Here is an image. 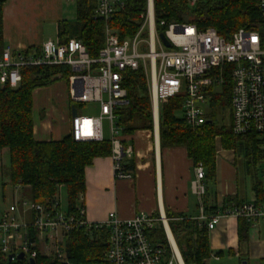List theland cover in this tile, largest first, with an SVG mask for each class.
Here are the masks:
<instances>
[{
    "label": "built area",
    "instance_id": "built-area-1",
    "mask_svg": "<svg viewBox=\"0 0 264 264\" xmlns=\"http://www.w3.org/2000/svg\"><path fill=\"white\" fill-rule=\"evenodd\" d=\"M196 1H191L190 6ZM125 6L126 0L96 1L94 17L104 22V43L97 58H90L84 45L74 38L64 46L58 40H46L39 54H16L9 48H2L0 84L16 88L23 67H68L71 71L68 102L73 108L86 103H95L99 108L98 116H82L78 112L71 116L69 134L74 142H101L104 140L102 121L107 120L110 126L109 158L116 180L134 177V170L125 168L134 158L133 147L116 124V109L126 104L127 99L122 71L142 69L149 86L154 133L156 127L157 132L159 130L160 107L176 97H181L179 117L186 126L195 129L206 125L214 97L229 84L231 133L235 137H254L261 155L264 187V0L258 3L259 18L228 38L212 28L198 30L191 24L156 23L153 0H146V10L139 17L135 34L120 39L108 22ZM160 34L166 38L168 47L161 41ZM193 174L190 189L197 200V220L205 223L207 231L213 230L225 218L242 220L252 230L264 223V199L238 205L231 203L228 207L221 204L213 215L208 216L203 202L206 186L201 163L193 166ZM59 199L60 193L47 204L19 200L3 210L0 214V255L6 259L13 255V262L22 253L28 262L41 254L70 264L64 251L66 236L81 228H106L110 234L104 258L109 264H162L163 250L152 245L146 233L158 224H164L163 217L140 214L126 221L112 212L105 222L89 223L82 207L70 213ZM169 249L171 257L166 264H180L176 252L170 246ZM260 261L264 264V257Z\"/></svg>",
    "mask_w": 264,
    "mask_h": 264
},
{
    "label": "trees",
    "instance_id": "trees-1",
    "mask_svg": "<svg viewBox=\"0 0 264 264\" xmlns=\"http://www.w3.org/2000/svg\"><path fill=\"white\" fill-rule=\"evenodd\" d=\"M8 0H0V51L2 50L3 7ZM76 19L74 22L61 21L57 24V40L60 45L70 39L79 40L90 58H97L104 43V22L94 17L97 0H74ZM260 0H197L190 6L188 0H153L155 22L195 25L198 30L214 29L220 36L228 38L239 28L248 27L259 18ZM146 10V0H126L124 10L114 14L109 27L117 32L120 39L131 37L139 27V17ZM25 55L39 54V50L27 49ZM64 67V68H62ZM66 66H35L20 69L21 81L16 88L0 84V149L9 154V165L2 174L6 178L4 186L15 189L25 188L29 200L47 204L61 189L66 195L65 209L75 213L80 198L84 195V171L94 159L110 157L109 140L101 142H74L70 134L60 140L38 141L33 135V95L38 88L57 80L68 83L71 75ZM123 72V87L127 91L126 104L116 109V124L121 135L127 137L139 130L152 129L151 102L142 69H126ZM230 85L223 87L222 93L214 97L208 118L211 124L192 129L176 115L181 108V97L170 99L159 109L160 148L184 147L188 157L196 165L201 163L205 170L206 182L213 183L215 177V140L221 139L222 146L233 149L235 143L243 139L246 155L253 163L261 162L254 137H234L228 126L215 125L216 110L229 109ZM127 145L126 142H124ZM134 158L125 167L134 169ZM256 201L264 199L263 185L255 182L252 186ZM207 193V188H206ZM231 202L224 200L223 207ZM240 203V202H239ZM238 205V203L236 202ZM217 207L206 208L208 216ZM167 218H170L169 216ZM168 225L184 264H207L211 257L208 231L205 223L180 216L169 219ZM248 225L238 220V264H248L245 249L248 245ZM109 229H78L66 236L65 256L70 264H109L104 256L108 248ZM149 242L163 250V262L171 257L162 226L146 233ZM229 254H233L228 250ZM221 251L215 256L220 258ZM35 264H62L55 259L38 255ZM0 264H29L26 260L9 262L0 255Z\"/></svg>",
    "mask_w": 264,
    "mask_h": 264
},
{
    "label": "crops",
    "instance_id": "crops-1",
    "mask_svg": "<svg viewBox=\"0 0 264 264\" xmlns=\"http://www.w3.org/2000/svg\"><path fill=\"white\" fill-rule=\"evenodd\" d=\"M31 3L32 5H45L47 10L53 12L51 17L43 20L51 22L52 25L55 24L56 32L59 22H72L76 19L75 1L8 0L3 7L1 35L3 48H9L16 54L27 49L40 50L46 40H51L48 38L50 34L43 30L45 21H42L39 27L38 25H22L21 16H19L21 8L27 4L30 7ZM67 87L68 83L59 79L34 92L33 111L35 109V112L38 111V120L33 121V135L39 142L60 140L69 134L73 107L68 102L69 88ZM53 114L58 117L56 121H51L50 117ZM126 140L134 150L133 179L116 180L111 170V159L96 157L83 170L85 189L77 206L84 209L85 219L89 223L105 222L112 212L120 220L126 221L140 214L163 217L166 222L158 224L156 228L162 226L168 245L171 249L173 248L176 255L178 253L177 260L180 264H184L168 221L180 218V216L197 220L199 216L197 200L190 189L194 176V164L184 147L161 149L157 129L155 133L153 130L136 131L127 136ZM235 166V159L232 157L231 159L226 156L215 158L213 183L204 181L207 188L203 200L205 209L217 207L226 199L235 203H252L256 200L253 185L250 189L251 194L243 187H239ZM168 216L170 218H167ZM166 226L173 238L175 248L168 236ZM237 226L238 221L225 218L221 219L213 230L208 231L211 256H215V253L219 251L223 253L226 249L233 252L232 255L229 254L230 259H238ZM245 251L248 260L250 258L261 260L264 257V242L248 244ZM220 258L215 261H219Z\"/></svg>",
    "mask_w": 264,
    "mask_h": 264
},
{
    "label": "rangeland",
    "instance_id": "rangeland-1",
    "mask_svg": "<svg viewBox=\"0 0 264 264\" xmlns=\"http://www.w3.org/2000/svg\"><path fill=\"white\" fill-rule=\"evenodd\" d=\"M189 3L193 0H188ZM29 4H27L24 8H21L19 16H21V23L23 24H29L31 25H38L45 21L43 19L51 17V12L49 9H46V6H42V4H30V7H28ZM27 7V8H26ZM33 20V21H32ZM74 22V21H72ZM43 30L47 33H49V37L51 40L56 41L57 39V32H56V26L55 24L52 25L51 22L45 21L43 23ZM146 80V78H145ZM147 83V80H146ZM147 88L149 91V86L147 83ZM149 98H150V92H149ZM54 107H56L55 104H53ZM75 109L78 111V113L82 116H98L99 108L98 105L95 103H86L83 105H77ZM36 110V109H35ZM33 111V121H37L38 119V111ZM38 110V109H37ZM216 115L214 119V124L217 126H228L229 123V114L230 109L228 110H216ZM177 116L180 115L179 111L176 113ZM51 121H56L58 117L56 114H53L52 117H50ZM152 131V129L150 130ZM159 131V130H158ZM102 133L103 138L105 140L110 139V126L107 120L102 121ZM235 137V136H234ZM244 140L240 139L235 143V146L233 149L225 148L222 146L221 139L219 137L215 140V149H216V158L218 157H229L231 159H235V169L237 171V182L239 184V187H243V189H246V192L250 193L251 186L255 182H260L263 185V178L261 173V165L260 163H253L252 158L248 157L246 155V147L243 144ZM228 155V156H227ZM9 165V154L6 149L2 150V153L0 155V214L3 210H6L9 205H11L14 201L19 200H29V192L27 189L22 188L18 191H15L11 186H4L6 182V178L3 176L2 172L4 169H6ZM264 191V187H263ZM61 204L63 206H66V195L64 189L60 190V199ZM19 210L21 211L22 208L19 205ZM30 213L27 212L26 216L27 219L30 218ZM248 244H255L256 242H264V223L258 224L257 228L252 230H249L248 232ZM215 252V251H213ZM212 257V256H211ZM209 258L208 264H238V259H230L228 250H223V255L221 256L219 261H215L214 258ZM175 263V262H174ZM248 264H261V261L259 259H249Z\"/></svg>",
    "mask_w": 264,
    "mask_h": 264
},
{
    "label": "water",
    "instance_id": "water-1",
    "mask_svg": "<svg viewBox=\"0 0 264 264\" xmlns=\"http://www.w3.org/2000/svg\"><path fill=\"white\" fill-rule=\"evenodd\" d=\"M159 37H160L161 41L163 42V44H164L166 47H168L169 44H168L166 38L164 37V35L160 34ZM70 116H72V117L76 116V110H75L74 108H72V110H71V115H70ZM211 123H212L211 120H208V121L206 122V124H211ZM7 258H8V261H9V262H12L13 255L8 256ZM16 259H17L18 261H21V260L24 259V255L21 253V254H19V255L16 257ZM28 262H29V264H35V261H34L33 259H31V258H30V260H29ZM241 263H242V264H246V262H241Z\"/></svg>",
    "mask_w": 264,
    "mask_h": 264
},
{
    "label": "bare ground",
    "instance_id": "bare-ground-1",
    "mask_svg": "<svg viewBox=\"0 0 264 264\" xmlns=\"http://www.w3.org/2000/svg\"><path fill=\"white\" fill-rule=\"evenodd\" d=\"M62 68H64V67H62ZM65 68H66V67H65ZM69 71H70V70H69ZM70 74H71V73H70ZM156 129H157V127H156ZM166 228H167V226H166ZM167 232H168V236L170 237V240H171L172 244L174 245L173 238H172V236H171V234H170L168 228H167ZM174 248H175V245H174ZM177 255H178V253H177ZM178 256H179V255H178Z\"/></svg>",
    "mask_w": 264,
    "mask_h": 264
}]
</instances>
